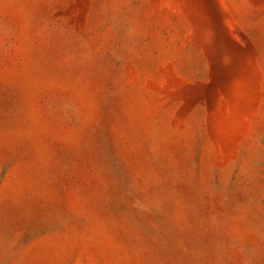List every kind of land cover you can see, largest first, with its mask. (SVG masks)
Here are the masks:
<instances>
[{
  "label": "rangeland",
  "instance_id": "rangeland-1",
  "mask_svg": "<svg viewBox=\"0 0 264 264\" xmlns=\"http://www.w3.org/2000/svg\"><path fill=\"white\" fill-rule=\"evenodd\" d=\"M0 264H264V0H0Z\"/></svg>",
  "mask_w": 264,
  "mask_h": 264
}]
</instances>
